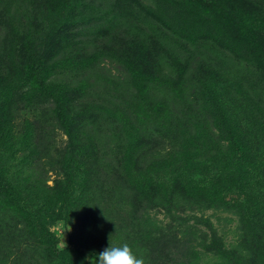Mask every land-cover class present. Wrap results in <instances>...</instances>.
<instances>
[{"label":"rangeland","instance_id":"rangeland-1","mask_svg":"<svg viewBox=\"0 0 264 264\" xmlns=\"http://www.w3.org/2000/svg\"><path fill=\"white\" fill-rule=\"evenodd\" d=\"M73 1L0 0V264L27 258L23 241L3 239L9 230L4 226L15 225L10 216L16 205L28 215L49 212L52 249L77 263L109 243L130 245L138 233L145 239L148 227L153 237L155 220L175 225L157 208L152 188L141 192L147 181L139 178L151 179L159 161L171 163L188 133L205 132L207 122L212 126L203 109L206 96L236 98L245 109L251 104L243 97L264 96V0H230L228 17L208 27L200 15L216 13L187 8L186 0H82L68 16ZM178 3L185 13H178ZM41 59L46 84L64 99L75 128L77 194L89 206L83 218L73 215L72 227L57 217L69 138L55 103L28 81L29 65ZM7 189L9 203L2 205ZM194 208L184 213L187 227L176 224L173 236L164 235L162 251L156 239H145L140 249L130 245L133 251L145 264H180L186 260L188 224L198 223L210 235L212 224L227 248L242 243L245 222L235 209ZM202 233H190L198 248L206 239Z\"/></svg>","mask_w":264,"mask_h":264},{"label":"trees","instance_id":"trees-1","mask_svg":"<svg viewBox=\"0 0 264 264\" xmlns=\"http://www.w3.org/2000/svg\"><path fill=\"white\" fill-rule=\"evenodd\" d=\"M81 1L74 0L66 15L69 16V13ZM229 1L186 0L185 2L182 0L183 3L191 4L187 5V8L197 6L207 12H214L212 14L216 13L213 18L200 15L201 22L206 27L211 24L217 25L219 16L228 17L227 4ZM178 5L180 6L179 3ZM177 11L182 14L186 9L182 4ZM211 18L212 20H210ZM236 28L239 33V24ZM239 39L242 41L241 33ZM133 69L137 75L142 73L136 67ZM45 75V60L41 59L29 65L28 81L30 86L55 103L56 119L69 138L71 155L66 166V181L57 198L59 207L57 217L69 224L73 215L83 218L89 205L85 195L77 194V189H79L77 180H79L80 173L76 166V148L73 139L75 128L64 99L46 84ZM206 97L203 109L211 116L212 126L207 122L208 130L205 132L188 133V139L180 147H175L178 150H175V158L173 157L174 153L172 154L171 163L167 162L165 165H161V161H159L160 171H150L151 179L146 176L142 180L140 177L139 182L146 183L147 181V184L143 185V189L141 188V192H144L146 188H152L154 198L158 202L157 208L163 209L165 213L171 215L173 221L177 222L176 224L184 227H187V218L184 217V213L187 212V209L192 210V206H196L197 208L194 209L198 211L235 209V213L240 216L241 220H244L243 228L245 229L243 237H241L242 243L232 245L230 248L224 246V242L216 235L212 224L208 223L212 235L200 230L198 225L201 223L198 225L188 224L187 237L184 242L187 251L186 260H181L180 264H264V143H261L264 140V123H262V121L264 122V96L248 95L243 97L246 99L244 103L251 104L249 109L243 108V102H240L239 99L237 102L236 98L211 100L209 96ZM232 108L234 111L231 110ZM240 109L243 110L241 113ZM238 113L240 116H237ZM233 122L234 126H231ZM246 128L249 132L244 136L243 133L238 134L235 130L240 129L242 130L240 132H243ZM212 129L219 135L210 132ZM213 136H216L215 142L207 144L214 138ZM252 137L255 139L252 140ZM3 139L4 137L0 134V141ZM197 140L204 142L195 143ZM257 148H263L261 149L262 153H258ZM130 172L129 179L134 181L136 177H133ZM242 193L246 196L243 197ZM9 199L7 189L2 194V205L9 203ZM14 207L10 217L16 218L15 225L14 227L8 224L4 226L5 232L9 230L3 239L8 241L12 238L20 243L22 241L25 243V250L29 253L26 252L27 258L21 260L22 264H81L80 262L66 261L67 254L64 256L63 252L59 251L60 255H58L56 249H52L56 246V238L47 226L51 215L49 212L39 214L34 211L28 215L24 210L19 209L18 205ZM92 222L95 223V221ZM155 222H153V237L152 230L148 227L144 238L152 241L159 240V247L158 244L156 246L160 252L162 251L160 245L162 243L166 245L167 242L164 235L166 236L169 232V236H173L172 229L176 230L178 226L176 224L166 226L158 220ZM21 225L23 226L21 227ZM189 232L195 238L200 237L198 232H203L201 238L206 237V239H202L197 244L201 248L190 241ZM140 235V233L135 234L137 239H133V243L130 245L140 249V245L146 244L147 242ZM11 249L9 245L8 250L11 251ZM93 264H95L94 261Z\"/></svg>","mask_w":264,"mask_h":264},{"label":"clouds","instance_id":"clouds-1","mask_svg":"<svg viewBox=\"0 0 264 264\" xmlns=\"http://www.w3.org/2000/svg\"><path fill=\"white\" fill-rule=\"evenodd\" d=\"M93 260L95 264H145L144 258L138 256L127 242L109 243L101 251L90 250L85 255L84 260L81 261V264H85V261L88 264H93Z\"/></svg>","mask_w":264,"mask_h":264}]
</instances>
